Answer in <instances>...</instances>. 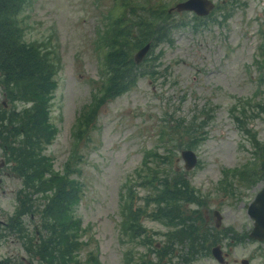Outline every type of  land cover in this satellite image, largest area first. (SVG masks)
<instances>
[{
    "label": "rangeland",
    "instance_id": "374dc122",
    "mask_svg": "<svg viewBox=\"0 0 264 264\" xmlns=\"http://www.w3.org/2000/svg\"><path fill=\"white\" fill-rule=\"evenodd\" d=\"M179 1L183 0H25L17 17L24 40L54 49L62 61L51 106L57 132L44 152L55 169L64 171L78 146V170L70 176L79 181L81 196L72 206L89 229L81 238L96 240L80 249L82 259L94 250L102 264H245V259L264 264V241L249 234L254 220L248 213L264 180L248 183L239 180L240 171L232 174L252 157L248 132L256 131L264 140V114L248 121V132L236 118L241 113L246 120L242 102L247 98L264 97V0H212L215 8L203 16L177 10ZM160 9H172L167 19ZM138 14L152 21L184 23L172 29V42L150 48L147 64L142 61L159 72L142 75L130 90L105 99L90 129L84 130L77 118L105 85L104 44L122 16L133 22ZM4 89L0 82V108L28 104L12 100ZM249 109L250 114L259 112ZM77 134L81 137L76 144ZM151 149L172 154V160L144 157ZM185 149L196 154L190 167L182 154ZM7 156L0 144V264L6 258L10 264H27L30 255L22 239L5 226L15 214L23 184ZM144 158L166 167L170 179L180 185L187 180L193 185L195 196L187 209L204 229L194 246L172 243L170 226L153 216L142 218L154 235L149 249L130 242L123 232L121 195L129 193L128 178L137 181L139 172L148 169ZM140 185L132 186L134 205L143 208L142 197L154 188ZM149 208H156L155 203ZM24 221L28 233L34 234L39 215L25 214ZM216 246L223 260L212 253Z\"/></svg>",
    "mask_w": 264,
    "mask_h": 264
},
{
    "label": "trees",
    "instance_id": "16d2710c",
    "mask_svg": "<svg viewBox=\"0 0 264 264\" xmlns=\"http://www.w3.org/2000/svg\"><path fill=\"white\" fill-rule=\"evenodd\" d=\"M24 2L25 0H0V82L8 97L28 103L20 109H7L4 106L0 108V144L5 154H8L6 158L11 171L23 181L16 195L18 204L15 214L9 217L5 226L10 231H16L22 239L30 255L29 260L38 259L42 264H102L97 251H87L83 259L79 255L80 249L89 240H96L94 236H89V240L81 238L89 229L83 225L82 218L75 214L72 206L81 196L79 181L70 176L78 170V146L74 147L64 171L55 169L50 156L44 152L46 145L57 132L56 125L51 120V106L53 91L58 86L56 76L60 72L62 61L54 49H47L37 41L24 40L17 23L18 13ZM160 10L167 19V9ZM226 14L224 17L228 16ZM141 16L138 14V19L133 22L122 16L115 25L117 31L112 30L111 39L106 42L104 40L102 66H105V85L100 89L99 96L77 118L76 123L81 128L85 125L84 130L90 129L105 99L130 90L142 75L154 77L159 72L154 64L146 67L142 61L138 62L134 51L146 43H151L152 48L157 47L160 42H172V29L184 23L169 19L166 21L164 18L161 22L152 21ZM148 59L146 56L145 64ZM261 78L264 82V74ZM255 99L256 97L250 96L242 102L244 107L241 109L246 114V120L241 113H236L240 124L246 125L247 132L248 121L264 114V97ZM254 107L259 108V112L250 114L252 111L249 108ZM162 135H166V131ZM247 136L251 140L252 157L236 167L232 174L240 171V181L246 179L248 183H254L258 179L264 180V140L260 139L256 131L248 132ZM80 137L77 134L76 144ZM146 156H155L157 161L162 157L172 160L173 155L161 154L151 149L147 150L144 157ZM144 159L148 169L139 172L137 181L128 178L126 184L129 185V193L121 195L123 232L130 237V242L145 244L149 249L148 242L152 241L154 235L145 226L142 218L153 216L170 226L172 243L189 242L190 246H194L197 234L201 235L204 229L200 228L199 217H192L188 213L187 203L195 196L192 193L193 185L189 180L180 185L179 180L170 179L166 167H157L148 158ZM247 169L249 174L245 177ZM135 182L142 184L140 186L154 188L151 193L142 197L143 208L134 205L135 191L132 186ZM219 184L223 186L224 180H220ZM178 192L184 196L181 202V195L178 196V202L175 201ZM152 203H155L156 208H149ZM36 213L39 215V222L35 225L34 234H29L24 215L33 216ZM188 219L191 221L189 224L186 223ZM6 235L1 234L3 237ZM6 260L4 264H10V260ZM25 261L27 262L26 259Z\"/></svg>",
    "mask_w": 264,
    "mask_h": 264
},
{
    "label": "water",
    "instance_id": "95a60500",
    "mask_svg": "<svg viewBox=\"0 0 264 264\" xmlns=\"http://www.w3.org/2000/svg\"><path fill=\"white\" fill-rule=\"evenodd\" d=\"M212 6L213 3L211 2V0H184L176 4L178 10L190 9L194 10L198 14H206ZM149 48L150 43H147L142 48H140L135 53L136 59H143L144 55L146 54ZM182 154L187 160L186 167H190L196 162V154L193 150L185 149L183 150ZM188 160L191 161L188 162ZM216 213H218V211H216ZM248 213L254 220V226L250 235L259 240H264V185L262 186L261 190L257 193L253 201L249 204ZM216 250L221 249L219 246L214 248V253L217 255ZM27 262L28 264H35L30 260H27ZM244 262L245 264H250L248 259H245Z\"/></svg>",
    "mask_w": 264,
    "mask_h": 264
},
{
    "label": "flooded vegetation",
    "instance_id": "af4514ba",
    "mask_svg": "<svg viewBox=\"0 0 264 264\" xmlns=\"http://www.w3.org/2000/svg\"><path fill=\"white\" fill-rule=\"evenodd\" d=\"M214 8H215V5L213 6V9H214ZM171 11H172V10H170L169 12H171ZM215 213H216V212H215ZM217 225H218V221H217ZM214 248H215V247H214ZM214 248L212 249V251H213L212 253H214ZM220 249H221V248H220ZM216 252H217V255L219 256V259L221 258L220 260H223L222 250H216ZM218 256H217V257H218Z\"/></svg>",
    "mask_w": 264,
    "mask_h": 264
}]
</instances>
